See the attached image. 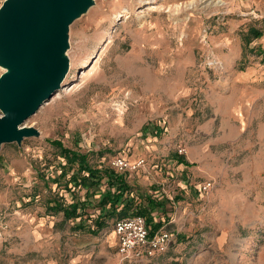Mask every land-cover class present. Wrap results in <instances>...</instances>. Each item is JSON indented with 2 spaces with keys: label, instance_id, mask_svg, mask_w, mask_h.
Here are the masks:
<instances>
[{
  "label": "rangeland",
  "instance_id": "rangeland-1",
  "mask_svg": "<svg viewBox=\"0 0 264 264\" xmlns=\"http://www.w3.org/2000/svg\"><path fill=\"white\" fill-rule=\"evenodd\" d=\"M64 55L59 88L23 123L38 135L0 145V264H124L112 221L90 235L47 211L70 201L66 178L47 181L64 161L53 139L97 168L143 158L118 174L136 202L167 200L173 242L149 264H264V0H93L68 25ZM176 156L188 175L175 179Z\"/></svg>",
  "mask_w": 264,
  "mask_h": 264
},
{
  "label": "water",
  "instance_id": "water-1",
  "mask_svg": "<svg viewBox=\"0 0 264 264\" xmlns=\"http://www.w3.org/2000/svg\"><path fill=\"white\" fill-rule=\"evenodd\" d=\"M93 0L0 3V145L38 132L24 121L59 88L67 71V27Z\"/></svg>",
  "mask_w": 264,
  "mask_h": 264
},
{
  "label": "trees",
  "instance_id": "trees-1",
  "mask_svg": "<svg viewBox=\"0 0 264 264\" xmlns=\"http://www.w3.org/2000/svg\"><path fill=\"white\" fill-rule=\"evenodd\" d=\"M248 31L254 34L255 37L259 35L258 31L251 29ZM48 144L58 149L59 156L64 161L63 163L58 162L54 168L55 175L47 178V181L58 185L60 178H66L63 189L69 194L70 201L63 203L62 200H49L46 203V209L51 215L61 214L63 221L78 219L72 227L73 231L95 235L103 230L109 221H112L113 224L114 221L119 219L140 216L144 219L149 233H153L162 224L156 219V216L163 219L168 218L166 208L168 203L163 196L143 194L138 197L139 202H136L123 175L114 172L110 167L97 168L91 166L85 153L65 148L59 140H48ZM178 161L185 163L181 158H178ZM102 182L105 186L103 191L100 192L99 187L103 184ZM68 184L71 187L67 188ZM75 189H83L85 195L93 196L97 194L98 197L91 203L88 199L81 202L75 199ZM154 191L156 192V189ZM92 206L97 210V215L90 220L85 209ZM152 212L155 213V219L151 215ZM83 216H86V220H90L91 226L85 224V221L82 220Z\"/></svg>",
  "mask_w": 264,
  "mask_h": 264
},
{
  "label": "built area",
  "instance_id": "built-area-1",
  "mask_svg": "<svg viewBox=\"0 0 264 264\" xmlns=\"http://www.w3.org/2000/svg\"><path fill=\"white\" fill-rule=\"evenodd\" d=\"M178 155L184 154L182 147L176 148ZM111 168L116 173L134 171L144 165L143 158L127 160L121 155H115L110 161ZM212 184L210 181L199 183L196 190L205 195ZM112 234L116 243V255L119 263L124 264H149L154 258L167 252L172 244V235L163 227L149 233L145 221L140 216H130L114 221Z\"/></svg>",
  "mask_w": 264,
  "mask_h": 264
},
{
  "label": "crops",
  "instance_id": "crops-1",
  "mask_svg": "<svg viewBox=\"0 0 264 264\" xmlns=\"http://www.w3.org/2000/svg\"><path fill=\"white\" fill-rule=\"evenodd\" d=\"M180 156H176L175 158H176V160H172V161H168L167 162V165H166V168H167V171H169V172H167V174L169 175V176H171L172 174L173 175H175V179L177 178V176L179 177L180 175H185V176H187L188 174H187V168H188V160H187V158H184L183 160L185 161V163L183 164V163H181V162H179L178 161V158H179ZM139 158V157H138ZM136 159V158H135ZM134 160V159H133ZM187 160V161H186ZM192 174V173H191ZM180 186V185H179ZM180 190H183V188H184V186H180ZM157 192V191H156ZM195 191H193V193H194ZM151 215H152V217H153V219H155V213L154 212H152L151 213ZM156 219L157 220H159L162 224H161V226L159 227V228H161V227H163L165 224H167L169 221H167L166 223H164L163 224V222H164V219H162V218H158V216H156ZM162 220V221H161ZM153 221H156V220H153ZM113 239H114V242H115V238H114V236H113ZM115 246H116V243H115ZM169 250V249H168ZM167 250V251H168ZM165 254V253H164ZM163 255V254H162ZM162 255H160V256H162ZM159 256V257H160ZM157 258V257H156ZM156 258H154L153 260H152V262L156 259ZM61 259H56L54 262H50V264H60L59 263V261H60ZM81 261V259H68L67 260V264H83V263H81L80 262ZM78 262H80V263H78Z\"/></svg>",
  "mask_w": 264,
  "mask_h": 264
}]
</instances>
